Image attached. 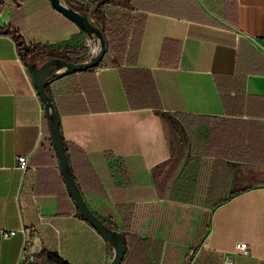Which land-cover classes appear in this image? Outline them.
Masks as SVG:
<instances>
[{
	"label": "crops",
	"instance_id": "1",
	"mask_svg": "<svg viewBox=\"0 0 264 264\" xmlns=\"http://www.w3.org/2000/svg\"><path fill=\"white\" fill-rule=\"evenodd\" d=\"M126 1L109 5L136 17L124 55L48 84L84 198L126 233L120 264H264V0ZM1 26L26 44L77 43L81 32L48 0H0ZM195 166L187 202L181 174ZM22 227L70 264L111 259L67 189L15 41L0 33V230L17 229L0 235V264L29 258Z\"/></svg>",
	"mask_w": 264,
	"mask_h": 264
},
{
	"label": "water",
	"instance_id": "2",
	"mask_svg": "<svg viewBox=\"0 0 264 264\" xmlns=\"http://www.w3.org/2000/svg\"><path fill=\"white\" fill-rule=\"evenodd\" d=\"M7 1V0H3ZM51 7L63 13L74 21L80 30L89 38L94 49L90 55L81 61H69L59 56L43 55L28 58L27 69L30 73L32 84L38 94L47 120L51 143L57 157V163L66 183L67 189L78 208L80 215L86 219L109 243L112 256L107 264H120L125 254L126 236L115 228L106 224L89 206L74 177L68 158L64 139L60 129L59 116L55 109L53 99L45 89V85L69 73L86 68L95 67L108 51V37L104 23L96 17L95 10L105 0H97L87 10H76L66 0H48ZM23 264H43L41 261L28 258Z\"/></svg>",
	"mask_w": 264,
	"mask_h": 264
},
{
	"label": "trees",
	"instance_id": "3",
	"mask_svg": "<svg viewBox=\"0 0 264 264\" xmlns=\"http://www.w3.org/2000/svg\"><path fill=\"white\" fill-rule=\"evenodd\" d=\"M97 0H66V2L75 8L76 10H87L90 5H92ZM131 0H127L124 5L129 6ZM118 5L121 6L120 3H114L112 0H105L101 4H99L95 10V15L99 19H101L105 26V31L108 37V51L113 54L114 60L117 62V60L120 59L121 56L124 55V53L127 50L128 47V38L130 36V32H134L135 25H136V17L135 16H126L124 17L123 14H119V18H116V12H111L109 9V5ZM120 17H122L124 20L127 21V23L121 24L120 23ZM133 24V26H132ZM131 28V29H130ZM0 33L7 34L13 38L16 45V50L21 58V60L24 62L25 66L27 59L34 58L36 56H43V55H52V56H59L69 61H81L86 59V53L88 50V47L84 44L79 43H73L72 41H65L62 43H55V44H42L39 42H29L25 43L23 37L21 34L13 27L10 26H1L0 27ZM132 37V36H131ZM98 65L93 67L95 69ZM92 69V70H93ZM45 89L49 96L52 98V95L48 89V84L45 85ZM162 116L169 118L168 115L165 112L159 111ZM61 129V125H60ZM62 132V130H61ZM63 136V135H62ZM64 139V137H63ZM64 144L67 150L68 158L72 167V171L74 174V163L77 162V156L75 155V149L73 145H71L68 141L64 139ZM202 144H200L195 139L191 140V146L190 150H193L195 147H201ZM85 164L88 162L85 161ZM197 166L192 171V175H188L185 171V168L182 171L181 174V185L178 188L181 192H187L188 195L183 200L187 202H192L194 190H195V183H196V176H197ZM186 179L188 181H184ZM75 179L76 176L74 175ZM209 203L211 202V194ZM81 216V215H80ZM98 216L110 227L118 229V226L115 224L112 218L102 217L98 214ZM82 217V216H81ZM83 218V217H82ZM125 235L126 233L123 232ZM33 259L41 261L43 264H70L66 260H64L59 254L53 251H46L44 249L39 248L33 255Z\"/></svg>",
	"mask_w": 264,
	"mask_h": 264
},
{
	"label": "built area",
	"instance_id": "4",
	"mask_svg": "<svg viewBox=\"0 0 264 264\" xmlns=\"http://www.w3.org/2000/svg\"><path fill=\"white\" fill-rule=\"evenodd\" d=\"M27 167V156L25 154H18L14 159V168L19 170H25ZM17 229H1L0 235L1 237H8L13 235ZM21 231L29 236L30 243L27 248V254L30 257L38 250L36 239V233L28 227H22ZM201 248H208L206 241H202L199 245ZM235 248L238 252L242 254H249L250 247L246 241H237L235 244ZM224 264H234L232 256H226L224 260Z\"/></svg>",
	"mask_w": 264,
	"mask_h": 264
},
{
	"label": "rangeland",
	"instance_id": "5",
	"mask_svg": "<svg viewBox=\"0 0 264 264\" xmlns=\"http://www.w3.org/2000/svg\"><path fill=\"white\" fill-rule=\"evenodd\" d=\"M77 43L84 44V45H86L88 47V50H87V53H86V58H87L90 55L91 51L94 49V46H92V43L90 42L89 38L82 31L79 34V38H78ZM92 69H93V67H90V68H86V69H83V70H80V71H88V70H92ZM80 71H77V72H80Z\"/></svg>",
	"mask_w": 264,
	"mask_h": 264
}]
</instances>
